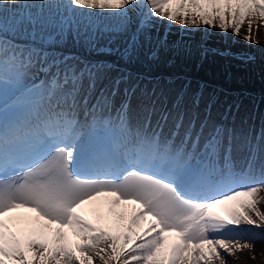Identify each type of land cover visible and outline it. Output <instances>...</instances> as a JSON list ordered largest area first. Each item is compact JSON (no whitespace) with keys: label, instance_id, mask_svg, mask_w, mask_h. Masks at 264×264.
Wrapping results in <instances>:
<instances>
[{"label":"snow or ice","instance_id":"1","mask_svg":"<svg viewBox=\"0 0 264 264\" xmlns=\"http://www.w3.org/2000/svg\"><path fill=\"white\" fill-rule=\"evenodd\" d=\"M156 21L235 36L247 23L256 44L264 0H0V264L255 259L240 230L264 229V118L238 129L228 105L217 123L213 97L200 119L202 92L186 103L185 85L169 108L117 61L51 47L71 36L118 61L155 58Z\"/></svg>","mask_w":264,"mask_h":264},{"label":"rangeland","instance_id":"2","mask_svg":"<svg viewBox=\"0 0 264 264\" xmlns=\"http://www.w3.org/2000/svg\"><path fill=\"white\" fill-rule=\"evenodd\" d=\"M155 23V32L166 41V46L155 58H150L146 53L127 63L118 61L116 55L100 58L96 56V50L71 36L51 47L64 55L84 61H117L131 74L133 82L139 79L141 85H147L149 89L156 87L158 92L163 89L168 96L169 108L176 93L187 85L186 103L190 102L194 93H203L198 109L200 119H203L207 102L214 97L216 102L212 106L211 120L222 122L221 117L228 105H233L235 127L239 129L245 117H251L253 114L256 117L255 123L259 126L260 120L264 118V26L258 33L254 29L253 38L259 43L250 44L243 39L247 33V23L242 27L239 36H235L231 29L222 32L218 27L183 28L178 22ZM0 35L3 33L0 32ZM9 37L11 38V34ZM29 39L30 37L19 33L16 37L19 43H26ZM219 84H224L227 88ZM119 102L120 98H117L116 104ZM236 103L240 105L238 112L235 109ZM136 105L137 100L134 97L132 107L135 108ZM231 115L230 113L229 121ZM251 123L252 120L249 119V124ZM261 208L264 210V205H261ZM247 227L242 225L240 231L254 244L255 259L251 258L253 251L245 249L243 252H237L235 259L229 258L228 264H264V234H255L249 227L246 229ZM95 264L102 262L97 258Z\"/></svg>","mask_w":264,"mask_h":264},{"label":"trees","instance_id":"3","mask_svg":"<svg viewBox=\"0 0 264 264\" xmlns=\"http://www.w3.org/2000/svg\"><path fill=\"white\" fill-rule=\"evenodd\" d=\"M95 53H96V56H100V58H104L105 56H112V55L100 53L98 51H96ZM113 57H115V55H113ZM249 228L255 234H260V235H263L264 234V229H255V228H251V227H249ZM246 229H248V227Z\"/></svg>","mask_w":264,"mask_h":264}]
</instances>
